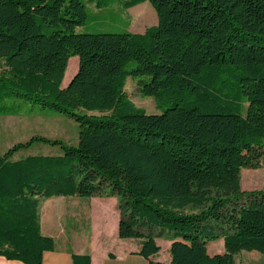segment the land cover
Returning a JSON list of instances; mask_svg holds the SVG:
<instances>
[{"label": "trees", "instance_id": "1", "mask_svg": "<svg viewBox=\"0 0 264 264\" xmlns=\"http://www.w3.org/2000/svg\"><path fill=\"white\" fill-rule=\"evenodd\" d=\"M109 1L0 0V118L17 115L24 100L78 124L75 145L32 135L0 153V256L42 264L55 244L41 232L39 197L94 195L117 198L118 236L139 239L147 259L165 231L169 264L264 253V189L241 187L242 169L264 157V0H122L124 8L148 1L158 23L76 31L86 2ZM73 56L77 69L62 86ZM127 77H145L140 94L169 106H136ZM34 142L61 153L13 158ZM221 237L225 251L210 254L209 241Z\"/></svg>", "mask_w": 264, "mask_h": 264}, {"label": "rangeland", "instance_id": "2", "mask_svg": "<svg viewBox=\"0 0 264 264\" xmlns=\"http://www.w3.org/2000/svg\"><path fill=\"white\" fill-rule=\"evenodd\" d=\"M86 20L76 28L78 32H142L145 28L158 23L157 12L148 1L124 8L122 0H110L106 5L97 8L93 3L86 2ZM78 57L73 56L68 60L67 68L62 80L66 84L75 71ZM131 60L128 66H133ZM138 77H127L124 89L136 106L147 113H161L169 106L164 103L157 104L155 97L142 96L138 90ZM11 101V99H9ZM79 112L99 114L97 111H87L82 108ZM32 135H42L47 138L60 139L65 144L77 143L78 124L72 116L54 112L31 101H20V111L17 115H2L0 118V153L5 152L12 144L26 141ZM61 153L59 145L44 142H34L28 149L17 151L13 158L29 154L57 155ZM241 187L243 190L264 189V157L259 168H243L241 171ZM63 203L65 207L58 209L56 206ZM86 205V197L75 198L72 196H53L50 198L39 197V214L41 223L47 221L51 232L56 234L63 229L67 234L85 235L89 233L92 222L86 216V210L80 206ZM67 206H69L67 208ZM54 207V208H52ZM52 208V209H50ZM52 213V215L50 214ZM52 219H50V217ZM48 219V220H47ZM50 219V220H49ZM163 241V240H162ZM165 249V243L163 242ZM210 254L225 251L224 239L221 237L208 243Z\"/></svg>", "mask_w": 264, "mask_h": 264}, {"label": "crops", "instance_id": "3", "mask_svg": "<svg viewBox=\"0 0 264 264\" xmlns=\"http://www.w3.org/2000/svg\"><path fill=\"white\" fill-rule=\"evenodd\" d=\"M2 63V58L0 57V71L3 67ZM76 69L77 64L75 71ZM72 197L79 198L80 196ZM56 207L61 209L65 205L60 203ZM80 207L86 210V216L92 222L89 233L82 236L73 234V232L67 234L65 230L60 229L58 238H56V234L49 230L47 221L43 224L40 220L42 234L51 236L55 244L52 251H45L43 253L42 264H72V252L89 254L90 264H148L149 260L160 261L166 264L171 262L170 247L172 239L168 231H165L162 236L156 238L157 243L161 246V250L155 255L150 256L149 259L139 254V239H122L118 236L119 210L115 196L94 195L86 197V205ZM50 214L52 215V213ZM49 217L52 219L51 216ZM163 242L165 243V249L163 248ZM0 264L25 263L18 260H8L0 256ZM235 264H264V253L258 250L241 251L235 256Z\"/></svg>", "mask_w": 264, "mask_h": 264}]
</instances>
